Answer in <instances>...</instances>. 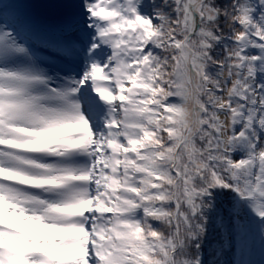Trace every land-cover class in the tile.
I'll use <instances>...</instances> for the list:
<instances>
[{
	"label": "snow or ice",
	"instance_id": "obj_1",
	"mask_svg": "<svg viewBox=\"0 0 264 264\" xmlns=\"http://www.w3.org/2000/svg\"><path fill=\"white\" fill-rule=\"evenodd\" d=\"M65 7L0 2V264H264V0Z\"/></svg>",
	"mask_w": 264,
	"mask_h": 264
},
{
	"label": "trees",
	"instance_id": "obj_2",
	"mask_svg": "<svg viewBox=\"0 0 264 264\" xmlns=\"http://www.w3.org/2000/svg\"><path fill=\"white\" fill-rule=\"evenodd\" d=\"M159 2V0H158ZM220 3H227L229 2V0H219ZM150 3L151 0H144V4L146 6V10L149 9L150 7ZM224 203H227V200L224 201ZM209 240L207 242V244L211 245L214 244L218 239V235L216 232H209ZM210 256H209V252H208V247H205L204 250V260H205V264H207V262L210 260ZM251 260H253L255 262V264H259L260 260H261V249H260V243L259 240L257 239L252 247V251H251V255L249 257ZM221 261H223V264H232V260H233V253L231 251H225L223 253V255L219 258Z\"/></svg>",
	"mask_w": 264,
	"mask_h": 264
},
{
	"label": "water",
	"instance_id": "obj_3",
	"mask_svg": "<svg viewBox=\"0 0 264 264\" xmlns=\"http://www.w3.org/2000/svg\"><path fill=\"white\" fill-rule=\"evenodd\" d=\"M36 4L37 8L42 10L48 9V11H52L55 8V0H33Z\"/></svg>",
	"mask_w": 264,
	"mask_h": 264
},
{
	"label": "rangeland",
	"instance_id": "obj_4",
	"mask_svg": "<svg viewBox=\"0 0 264 264\" xmlns=\"http://www.w3.org/2000/svg\"><path fill=\"white\" fill-rule=\"evenodd\" d=\"M74 2H75V0H57L56 3L59 5V6H58L59 8H57V10L60 11L59 13H62V12H64V11H67L68 8H66L65 6H66V5H69V4H72V3H74ZM62 9H63V10H62ZM148 10H150V7H149Z\"/></svg>",
	"mask_w": 264,
	"mask_h": 264
},
{
	"label": "bare ground",
	"instance_id": "obj_5",
	"mask_svg": "<svg viewBox=\"0 0 264 264\" xmlns=\"http://www.w3.org/2000/svg\"><path fill=\"white\" fill-rule=\"evenodd\" d=\"M18 2L20 3V2H21V0H18Z\"/></svg>",
	"mask_w": 264,
	"mask_h": 264
}]
</instances>
